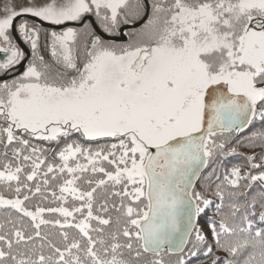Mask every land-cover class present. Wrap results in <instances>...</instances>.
Instances as JSON below:
<instances>
[{
  "label": "snow or ice",
  "instance_id": "6c2138e0",
  "mask_svg": "<svg viewBox=\"0 0 264 264\" xmlns=\"http://www.w3.org/2000/svg\"><path fill=\"white\" fill-rule=\"evenodd\" d=\"M0 264H264V0H0Z\"/></svg>",
  "mask_w": 264,
  "mask_h": 264
},
{
  "label": "trees",
  "instance_id": "16d2710c",
  "mask_svg": "<svg viewBox=\"0 0 264 264\" xmlns=\"http://www.w3.org/2000/svg\"><path fill=\"white\" fill-rule=\"evenodd\" d=\"M241 151L244 152L245 154H248V152H249L248 149H242ZM255 151H256V152H259L260 149H255ZM237 161L242 162V158H241V157H234V158L231 159V162H232V163H235V162H237Z\"/></svg>",
  "mask_w": 264,
  "mask_h": 264
}]
</instances>
